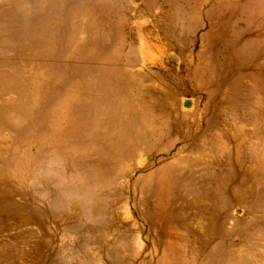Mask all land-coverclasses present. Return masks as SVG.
Here are the masks:
<instances>
[{
	"label": "rangeland",
	"instance_id": "374dc122",
	"mask_svg": "<svg viewBox=\"0 0 264 264\" xmlns=\"http://www.w3.org/2000/svg\"><path fill=\"white\" fill-rule=\"evenodd\" d=\"M196 159L229 236L194 264H264V0H0V264H155L134 182Z\"/></svg>",
	"mask_w": 264,
	"mask_h": 264
},
{
	"label": "crops",
	"instance_id": "0c3cea01",
	"mask_svg": "<svg viewBox=\"0 0 264 264\" xmlns=\"http://www.w3.org/2000/svg\"><path fill=\"white\" fill-rule=\"evenodd\" d=\"M207 168L201 160H188L185 166L162 165L135 180L134 186L143 194L139 203L146 206L142 215L152 222L157 233L155 244L161 248V255L155 264H194L197 256H212L213 248L228 243L226 200L222 201L221 196L219 200H207L209 191L205 188V179L199 181L202 183L200 187L197 185V175L202 176L208 171ZM128 171L124 163L118 172L93 175L95 179L92 182L78 180V183L82 182L80 186L84 193L87 192L88 200L92 199L87 204H92L94 216L108 211L116 200L113 195L118 188L117 180L126 176ZM177 203L182 208H193L196 214L204 216L206 224L202 226L201 233L182 222ZM178 226L183 228L182 233L178 231ZM99 239L102 243L103 239ZM112 257V264L130 263L122 249L112 248Z\"/></svg>",
	"mask_w": 264,
	"mask_h": 264
},
{
	"label": "bare ground",
	"instance_id": "6f19581e",
	"mask_svg": "<svg viewBox=\"0 0 264 264\" xmlns=\"http://www.w3.org/2000/svg\"><path fill=\"white\" fill-rule=\"evenodd\" d=\"M89 95V94H88Z\"/></svg>",
	"mask_w": 264,
	"mask_h": 264
}]
</instances>
